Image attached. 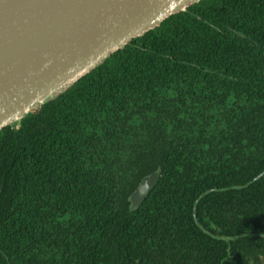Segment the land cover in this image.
<instances>
[{
  "label": "trees",
  "instance_id": "obj_1",
  "mask_svg": "<svg viewBox=\"0 0 264 264\" xmlns=\"http://www.w3.org/2000/svg\"><path fill=\"white\" fill-rule=\"evenodd\" d=\"M0 264H264V0L194 2L3 127Z\"/></svg>",
  "mask_w": 264,
  "mask_h": 264
},
{
  "label": "water",
  "instance_id": "obj_2",
  "mask_svg": "<svg viewBox=\"0 0 264 264\" xmlns=\"http://www.w3.org/2000/svg\"><path fill=\"white\" fill-rule=\"evenodd\" d=\"M199 0H0V130L36 111L133 38ZM141 177L137 208L158 181Z\"/></svg>",
  "mask_w": 264,
  "mask_h": 264
}]
</instances>
